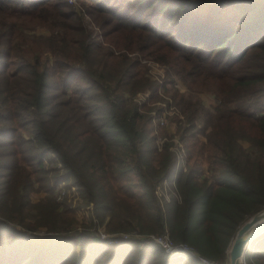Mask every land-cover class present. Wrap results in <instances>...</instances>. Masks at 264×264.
<instances>
[{
    "label": "trees",
    "instance_id": "trees-1",
    "mask_svg": "<svg viewBox=\"0 0 264 264\" xmlns=\"http://www.w3.org/2000/svg\"><path fill=\"white\" fill-rule=\"evenodd\" d=\"M87 1L0 0V264H203L99 232L167 234L226 264L237 229L264 209V0ZM162 119L185 170L171 143L156 144ZM164 181L177 197H157ZM60 183L91 205L95 230L75 228L54 199ZM244 259L264 264V233Z\"/></svg>",
    "mask_w": 264,
    "mask_h": 264
},
{
    "label": "rangeland",
    "instance_id": "rangeland-1",
    "mask_svg": "<svg viewBox=\"0 0 264 264\" xmlns=\"http://www.w3.org/2000/svg\"><path fill=\"white\" fill-rule=\"evenodd\" d=\"M73 4L75 5V8L77 7L79 9V6L82 2L84 3V5L88 6L90 5V2L87 0H84L82 2H77L76 0H73ZM78 4V5H77ZM86 23V29L88 31V33H92L91 38H89V40H93L95 43H101L102 42V38H101V34L102 31L99 29V27L88 17H85V21ZM36 35H45L48 34L47 30L44 28H37L34 32ZM148 66H149V72L151 74V77L153 79L156 80H160L163 79L164 74H165V69L164 67L148 62ZM178 80V79H175ZM179 82V81H178ZM77 85L81 86L80 82H76ZM175 87L178 86V84H174ZM181 91L186 92V90L184 89V86L181 87ZM200 99L202 102V105L205 107V109H208L210 112L213 111V108L217 105L216 100L213 98V96L211 94H201L200 95ZM139 103L145 102L146 101V96L144 95H139L137 96L136 99ZM167 116H171L172 113H166ZM157 123V122H156ZM195 124L197 125V128H200L202 126V120L197 119L195 121ZM176 128H175V124H173L172 122H169V120L167 119H162L159 121L158 123V128H157V132L156 134V144L157 145H161L162 143L168 141V143H171V150L174 151L175 154V158H176V167H182V170H185L187 165L185 164V161H183V158L186 154L185 149L182 145V143L179 140V133L175 132ZM199 138H202L201 134H198ZM25 138H29V137H25ZM241 145L244 148H247L248 145L245 142H242ZM50 157L44 158L46 161L45 164L50 163L49 159ZM53 159H55L58 163L59 160L57 159V157H54ZM55 164V163H54ZM203 168L201 169H206V164H202ZM206 174H203V176H205ZM76 187L74 186H70L69 189H67L65 187V183L63 184H58L54 191H53V196L55 201H57L58 203H61V205L66 206L69 209H72L76 212V216L79 218L78 220V224L75 226V228H77L78 230H88V231H93L95 230V228L93 226H90V221H89V217H90V210H91V205H84L82 204V200L78 199V192L76 191ZM45 193H33L32 194V200L36 201L39 197L44 196ZM156 195L160 200H168L171 197H177V193L172 185V183L170 182H163L156 190ZM34 236H42L44 235L43 232L38 231L36 233H33ZM230 246V245H229ZM229 248V247H228ZM78 249V245L76 247V250Z\"/></svg>",
    "mask_w": 264,
    "mask_h": 264
},
{
    "label": "built area",
    "instance_id": "built-area-1",
    "mask_svg": "<svg viewBox=\"0 0 264 264\" xmlns=\"http://www.w3.org/2000/svg\"><path fill=\"white\" fill-rule=\"evenodd\" d=\"M68 2L74 3L73 0H68ZM99 240H102L108 244H116L121 241L130 242L131 240H140L146 245H154L160 248L165 254L168 256H178L180 254H190L194 255L197 259H199L203 264H213L205 260L204 258L198 256L190 247L182 244V243H174L167 234H162L160 236L157 235H136V234H113L108 235L103 232H99L98 236Z\"/></svg>",
    "mask_w": 264,
    "mask_h": 264
},
{
    "label": "water",
    "instance_id": "water-1",
    "mask_svg": "<svg viewBox=\"0 0 264 264\" xmlns=\"http://www.w3.org/2000/svg\"><path fill=\"white\" fill-rule=\"evenodd\" d=\"M264 233V209L253 214L237 229L227 250L226 264H246L245 253L249 243Z\"/></svg>",
    "mask_w": 264,
    "mask_h": 264
},
{
    "label": "crops",
    "instance_id": "crops-1",
    "mask_svg": "<svg viewBox=\"0 0 264 264\" xmlns=\"http://www.w3.org/2000/svg\"><path fill=\"white\" fill-rule=\"evenodd\" d=\"M134 241H137V239L136 240H134ZM140 243H141V245L142 246H148V245H146V244H144L142 241H140V240H138ZM106 243V242H105ZM126 243H128V242H126ZM107 244V243H106ZM108 245H110V244H108ZM149 246H152V245H149ZM165 254V253H164ZM165 256H166V258L167 259H172V258H183L184 260H188V258H187V256H191V257H194V255H190V254H180V255H178V256H168L167 254H165ZM194 258H196V257H194Z\"/></svg>",
    "mask_w": 264,
    "mask_h": 264
}]
</instances>
